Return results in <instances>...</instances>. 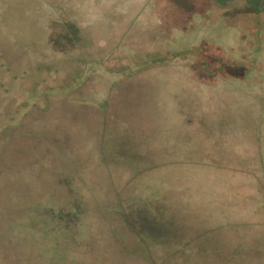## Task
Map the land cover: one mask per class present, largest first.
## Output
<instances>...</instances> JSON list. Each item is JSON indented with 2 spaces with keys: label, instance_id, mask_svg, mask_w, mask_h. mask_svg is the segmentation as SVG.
<instances>
[{
  "label": "rangeland",
  "instance_id": "374dc122",
  "mask_svg": "<svg viewBox=\"0 0 264 264\" xmlns=\"http://www.w3.org/2000/svg\"><path fill=\"white\" fill-rule=\"evenodd\" d=\"M0 264H264V0H0Z\"/></svg>",
  "mask_w": 264,
  "mask_h": 264
},
{
  "label": "trees",
  "instance_id": "16d2710c",
  "mask_svg": "<svg viewBox=\"0 0 264 264\" xmlns=\"http://www.w3.org/2000/svg\"><path fill=\"white\" fill-rule=\"evenodd\" d=\"M118 161L122 164V160L118 159ZM123 167H127L130 169V167L128 166H123ZM7 192L11 193V191H7ZM2 194H7V193L3 192ZM24 196L29 201V203L27 204L26 208H21L20 210L21 213L26 212L27 214L30 215V217L36 219V221L40 223V225L42 223V225L44 224L47 226V221L49 222L51 219L61 220L63 214L62 208L59 206H55L56 205L55 203L48 204L46 202L45 205L44 204L45 199L43 198V192L41 190L31 191L28 189L26 192H24Z\"/></svg>",
  "mask_w": 264,
  "mask_h": 264
}]
</instances>
